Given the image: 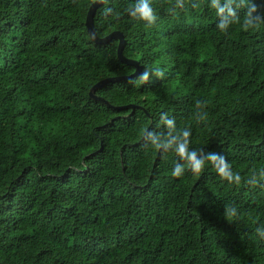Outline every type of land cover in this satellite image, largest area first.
I'll use <instances>...</instances> for the list:
<instances>
[{
  "label": "trees",
  "instance_id": "16d2710c",
  "mask_svg": "<svg viewBox=\"0 0 264 264\" xmlns=\"http://www.w3.org/2000/svg\"><path fill=\"white\" fill-rule=\"evenodd\" d=\"M95 1L0 0V264H264V22L225 33L210 0H150L149 26L104 0L96 33L124 35L131 77L87 31ZM122 76L94 93L111 106L90 96ZM184 129L240 183L173 177L152 140Z\"/></svg>",
  "mask_w": 264,
  "mask_h": 264
},
{
  "label": "clouds",
  "instance_id": "9594fccd",
  "mask_svg": "<svg viewBox=\"0 0 264 264\" xmlns=\"http://www.w3.org/2000/svg\"><path fill=\"white\" fill-rule=\"evenodd\" d=\"M243 6L244 15L241 18L238 15V10ZM210 7L215 11L219 18L217 27L221 32H227L234 24L239 22L244 30H255L261 22H264V16H261L258 5L255 0H210ZM111 11V10H109ZM128 15L137 21L143 22L146 25H152L157 19L156 14L151 6L150 0H135L133 6L128 10ZM154 73L161 75L159 70H154ZM148 76L147 71L141 73V79L146 80ZM169 129H174L175 122L173 120L167 121ZM147 130H145L146 132ZM151 135V133H148ZM190 132L184 129L179 135L161 141L158 137L152 140L153 149L159 151L160 149L171 150V153L178 158L177 162L171 169L173 177H182L187 170L193 174L201 173L206 167L215 169L217 175L228 181L229 183L239 184L241 177L238 173L232 170L230 163L226 162L225 158L217 153H207V158L198 155L196 149L190 147ZM264 176V171L260 173ZM226 215L230 219L238 218V209L235 205H229L226 208ZM257 237L264 241V224L255 228Z\"/></svg>",
  "mask_w": 264,
  "mask_h": 264
},
{
  "label": "water",
  "instance_id": "95a60500",
  "mask_svg": "<svg viewBox=\"0 0 264 264\" xmlns=\"http://www.w3.org/2000/svg\"><path fill=\"white\" fill-rule=\"evenodd\" d=\"M103 3H104V0H96L90 6L89 11H88L87 16H86L87 31H88L91 39L95 43H98V44L104 45V44L110 43L112 40H118V49H117V57H118V59L121 62L125 63V64L135 66L136 67V71L131 77L137 76L139 74V67H138L137 63L132 61V60L127 59L124 56V49H125V45H126V41H125L124 35L121 32H119V31H114L111 34L107 35L106 37L100 38V37H98V35L96 33L95 26H94V17H95L97 9L100 8L103 5ZM129 78L130 77H123L122 76V77H114V78L103 79V80L99 81L97 84H95L91 88L90 96L92 98L100 100L101 102H104L108 106H111L109 102L104 101V100L96 97L95 94H94L95 91L99 87H101V86H103V85H105L107 83H114V82H118V81H121V80H128ZM117 108L118 109H129V110L132 111V113L134 112V105H128V106H125V107H117Z\"/></svg>",
  "mask_w": 264,
  "mask_h": 264
}]
</instances>
